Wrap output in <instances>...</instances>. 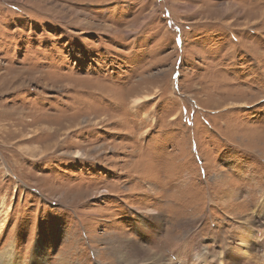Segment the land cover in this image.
Instances as JSON below:
<instances>
[{
  "label": "rangeland",
  "instance_id": "374dc122",
  "mask_svg": "<svg viewBox=\"0 0 264 264\" xmlns=\"http://www.w3.org/2000/svg\"><path fill=\"white\" fill-rule=\"evenodd\" d=\"M263 207L264 0H0V264H264Z\"/></svg>",
  "mask_w": 264,
  "mask_h": 264
},
{
  "label": "bare ground",
  "instance_id": "6f19581e",
  "mask_svg": "<svg viewBox=\"0 0 264 264\" xmlns=\"http://www.w3.org/2000/svg\"><path fill=\"white\" fill-rule=\"evenodd\" d=\"M144 99L145 100H147V99H149L147 96H144V97H134V98H132L131 99V103H132V105H133V107H136V106H138V105H140L143 101H144ZM42 152V151H41ZM78 154V153H77ZM222 182V181H221ZM236 194H235V192L234 191H230L229 189H227V191L225 192V194L223 195L224 197H225V199H226V202L224 203V205L225 204H227L228 205V203H231V199L235 196ZM263 202V201H262ZM263 209H264V207H263ZM261 211V210H260ZM249 224V225H248ZM252 224V223H251ZM237 226V225H236ZM250 222H240L239 224H238V226L236 227V231L237 232H239V237L237 238V240L239 239V247H236V246H233V244H229V243H227L226 244V248H227V250H228V260L230 261V263L231 264H236V263H243V261H245V259H247V261L249 260V263H253V262H250V260H254L253 258H256V257H249L248 256V254H247V252H248V250L250 251V246H251V240H255L256 239V233H254L252 230H254V229H252V228H250V227H252V226H250ZM235 230V229H234ZM235 232V231H234ZM233 232V233H234ZM257 232V231H256ZM235 235V234H234ZM236 235H238V234H236ZM230 240L231 239H233L234 240V236H230V238H229ZM235 242V241H234ZM197 244V243H196ZM195 244V246H197ZM252 248V247H251ZM197 249V247H195V250ZM246 249H247V251H246ZM199 250V249H198ZM201 256H199V260L201 261V260H203V258H202V256L204 255L202 252H201ZM253 254V253H252ZM196 255V254H195ZM251 256V255H250ZM257 256V255H256ZM2 259L4 258V260L3 261H5L4 263H2V264H9V261H10V259H11V255L10 254H7V252H6V254H4V256L3 257H1ZM197 259H198V257H196L195 258V260L194 261H197ZM164 259H162V261H163ZM198 260V261H199ZM164 261H166V259L164 260ZM192 261V260H191ZM227 261V260H226ZM229 261H227V262H229ZM247 261H246V263H247ZM257 261H263L264 262V259H261V260H258V258H257ZM166 262H168V261H166ZM170 263V262H169ZM198 263V262H197ZM196 262H195V264H197ZM248 263V264H249ZM258 263V262H257ZM38 264H40L39 262H38ZM156 264H163V262H158V263H156ZM168 264V263H167ZM192 264V263H191ZM194 264V263H193ZM202 264V263H201ZM245 264V263H244ZM254 264V263H253ZM256 264V263H255Z\"/></svg>",
  "mask_w": 264,
  "mask_h": 264
}]
</instances>
